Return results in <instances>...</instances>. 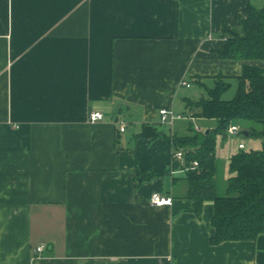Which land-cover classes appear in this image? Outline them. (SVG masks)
<instances>
[{"label": "crops", "instance_id": "crops-1", "mask_svg": "<svg viewBox=\"0 0 264 264\" xmlns=\"http://www.w3.org/2000/svg\"><path fill=\"white\" fill-rule=\"evenodd\" d=\"M249 5L0 0V264H264V232L213 244V202L193 213L173 146L138 136L220 75L237 87L244 62L216 52ZM237 151L218 145L225 178Z\"/></svg>", "mask_w": 264, "mask_h": 264}, {"label": "trees", "instance_id": "trees-1", "mask_svg": "<svg viewBox=\"0 0 264 264\" xmlns=\"http://www.w3.org/2000/svg\"><path fill=\"white\" fill-rule=\"evenodd\" d=\"M222 38L225 44L216 52L217 56L244 62L235 96L230 100L223 98L231 84L220 75L215 85L207 89L206 96L185 101L183 116L200 120L206 124L205 129L190 121L189 135H169V130L144 124L138 134L144 138L164 137L174 153L184 151V164L177 159L175 162L186 173V198L192 202L191 211L200 217L204 204L213 202V244L255 241L264 232V68L249 63L264 61V6L249 5L240 28L225 30ZM232 124H239L247 137L259 139L261 148L233 153L225 178L218 145L227 141V130ZM192 162L198 163L195 169H190ZM140 174L139 182L151 178Z\"/></svg>", "mask_w": 264, "mask_h": 264}, {"label": "built area", "instance_id": "built-area-1", "mask_svg": "<svg viewBox=\"0 0 264 264\" xmlns=\"http://www.w3.org/2000/svg\"><path fill=\"white\" fill-rule=\"evenodd\" d=\"M184 86L190 87V83L184 82ZM160 115V123L164 125H170L172 126L174 122L180 118H182V115H177L174 113V111L169 110V109H162L159 112ZM103 119V114L101 112H91L89 114L88 120L89 122H96L98 120ZM196 129H199L196 127ZM121 131L125 130V125H123L120 128ZM200 130V129H199ZM239 134H242V128L239 124H232L229 126L227 130V135L228 136H237ZM246 146L244 143H239L238 144V150H243L245 149ZM184 151L183 150H178L173 154V158L177 159L181 164H184ZM198 166L197 162H192L190 169H195ZM150 203L153 206H164V205H171L172 204V198L169 196L162 195L161 193H153L151 198H150ZM45 249L44 245H39L35 249L36 253V258L40 256V254L43 252Z\"/></svg>", "mask_w": 264, "mask_h": 264}, {"label": "rangeland", "instance_id": "rangeland-1", "mask_svg": "<svg viewBox=\"0 0 264 264\" xmlns=\"http://www.w3.org/2000/svg\"><path fill=\"white\" fill-rule=\"evenodd\" d=\"M236 86H232L230 87V89L225 93V95H223V98L226 99V100H230L232 99L235 94H236ZM205 94L204 96H206L207 94L206 93H203ZM185 118V119H183ZM182 119L183 120H176L175 124H173L172 126L170 125H163L161 127V129L165 130V131H168V134L170 135V133H178L179 135H189L190 132L188 131V125L190 123V121H192V123L195 125V124H198L200 123V120H196V119H189L185 116L182 115ZM199 121V122H198ZM242 128V127H241ZM243 131V129H242ZM229 143L236 147L239 143H244L246 148L247 149H260L261 148V141L259 139H254L252 137H246L244 136L243 134H239L237 136H228L227 137V141H226V144ZM223 187V186H222Z\"/></svg>", "mask_w": 264, "mask_h": 264}, {"label": "water", "instance_id": "water-1", "mask_svg": "<svg viewBox=\"0 0 264 264\" xmlns=\"http://www.w3.org/2000/svg\"><path fill=\"white\" fill-rule=\"evenodd\" d=\"M209 132V129L206 130V133ZM243 134L247 137L248 136V133L246 131H243Z\"/></svg>", "mask_w": 264, "mask_h": 264}]
</instances>
